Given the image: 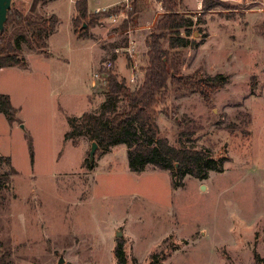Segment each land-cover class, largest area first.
Segmentation results:
<instances>
[{"label": "rangeland", "instance_id": "obj_1", "mask_svg": "<svg viewBox=\"0 0 264 264\" xmlns=\"http://www.w3.org/2000/svg\"><path fill=\"white\" fill-rule=\"evenodd\" d=\"M114 1L87 0L91 11ZM134 1L138 10L127 25L130 10L114 20L81 22L84 30L74 33L71 0H10L25 15L53 13L57 23L42 50L17 37L27 36L24 27L7 30L26 63L0 69V92L16 109L12 122L0 113V156L12 168L0 190L3 261L115 264L120 242L126 264H264V5H179L195 23L190 38L196 43L180 51L178 76L220 73L227 81L208 100L168 84L155 122L172 146L209 149L219 171L204 179L185 175L172 188L167 171L151 165L129 171L123 144L89 156L85 135L75 143L63 139L68 117L92 112L102 101L106 62L130 89L141 82L144 38L157 32L161 13L152 11L158 0Z\"/></svg>", "mask_w": 264, "mask_h": 264}, {"label": "trees", "instance_id": "obj_2", "mask_svg": "<svg viewBox=\"0 0 264 264\" xmlns=\"http://www.w3.org/2000/svg\"><path fill=\"white\" fill-rule=\"evenodd\" d=\"M159 3L161 15L154 23V29L157 32H150L144 38L147 63L142 69L141 82L130 89L108 68L106 91L102 101L92 112L68 117L67 130L63 133V139L75 143L77 137L85 135L90 143H95L98 153L105 152L111 146L123 144L129 171L139 172L147 165H151L159 170L167 171L171 187L176 188L181 185L185 175L204 179L207 171H219L220 162L210 156L207 148L175 147L169 144L165 137L159 135L155 122V105L168 84L181 85L208 100L209 94L222 87L227 80L220 73L202 76L198 72H193L184 77L178 76L177 70L182 62L180 51L196 43L190 38L191 28L195 23L190 16L178 12L181 0H159ZM137 8V2H132L131 10L126 12L128 20H124L123 24L127 25L133 19ZM73 9L71 25L75 33L76 27L84 30L81 22L108 18L121 10L122 4L104 11L88 12L86 0H75ZM56 23L57 17L53 13L46 16H30L9 6L0 30V67L24 64V59L17 54L20 42L16 39L13 41L7 36L10 25L24 27L27 36L18 35L17 37L31 47L42 50L46 46V37L54 31ZM260 27L264 39V22ZM0 113L8 122L15 120L16 109L12 106L9 96L1 92ZM83 165L88 169L93 167V164L87 163L86 159L83 160ZM11 173L9 158L0 156V190L8 185ZM2 199L0 195V205ZM3 249L4 246L0 240L2 252L0 264H10L9 261H3L7 254V250ZM113 254L115 264H126L120 242H117L114 247Z\"/></svg>", "mask_w": 264, "mask_h": 264}, {"label": "crops", "instance_id": "obj_3", "mask_svg": "<svg viewBox=\"0 0 264 264\" xmlns=\"http://www.w3.org/2000/svg\"><path fill=\"white\" fill-rule=\"evenodd\" d=\"M75 1V0H74ZM74 1H72L71 0V4H72V8H71V11H70V13H69V24H70V20H71V18L72 17H70L71 16V13H73L72 11H73V4H74ZM121 1H123V0H115L114 2H113V4L112 5H108L107 7H105L104 9H107V8H110V7H113V5L115 6V4L116 3H119V2H121ZM218 1H222V2H225V1H235V2H239V1H244V0H218ZM246 1H249V2H251V3H254V4H259V5H264V0H246ZM153 2V1H152ZM151 1L150 2H147V0H145V3L146 4H148V3H152ZM86 3H87V11L88 12H96V11H99V10H95V11H91V8H90V6H91V3H88L87 2V0H86ZM155 4H156V1H155ZM199 4H200V0H196L195 1V5H194V9H197V7L199 6ZM94 4H92V6H93ZM150 5V4H149ZM150 7V6H149ZM157 8L159 9L158 11H156V10H152L153 12L155 11L157 14H156V16H158L159 15V13H161L160 11V6L159 5H157ZM188 9H190V8H188ZM178 12L179 13H181V10H180V6H179V9H178ZM209 35H210V33L206 36V37H209ZM24 63H26V59L23 61ZM15 66H17V65H11V66H6V67H0V69H6V68H8V67H15ZM19 66V65H18ZM2 93V92H1Z\"/></svg>", "mask_w": 264, "mask_h": 264}, {"label": "water", "instance_id": "obj_4", "mask_svg": "<svg viewBox=\"0 0 264 264\" xmlns=\"http://www.w3.org/2000/svg\"><path fill=\"white\" fill-rule=\"evenodd\" d=\"M9 3L10 0H0V30L3 27V23L5 21V14L7 9L9 8ZM82 26H84V24H82ZM96 148V145L94 142H91L90 144V149H89V156H91L93 154L94 149ZM120 235V232H116L114 234L115 237H118Z\"/></svg>", "mask_w": 264, "mask_h": 264}, {"label": "built area", "instance_id": "obj_5", "mask_svg": "<svg viewBox=\"0 0 264 264\" xmlns=\"http://www.w3.org/2000/svg\"><path fill=\"white\" fill-rule=\"evenodd\" d=\"M133 1H134V0H123V9H122V11L110 15L109 18H110L111 20H114V18H115V17L117 16V14H119V13H120L122 16H125V15H126L125 12H126L127 10H131V8H132V2H133ZM158 5L160 6L159 0H158ZM104 10H106V9L101 8L99 11H104ZM125 17H126V16H125ZM105 66H106L107 68H109V67H110V62H106Z\"/></svg>", "mask_w": 264, "mask_h": 264}]
</instances>
